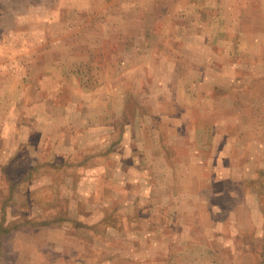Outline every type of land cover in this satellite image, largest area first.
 Returning a JSON list of instances; mask_svg holds the SVG:
<instances>
[{
  "label": "rangeland",
  "instance_id": "rangeland-1",
  "mask_svg": "<svg viewBox=\"0 0 264 264\" xmlns=\"http://www.w3.org/2000/svg\"><path fill=\"white\" fill-rule=\"evenodd\" d=\"M0 264H264V0H0Z\"/></svg>",
  "mask_w": 264,
  "mask_h": 264
}]
</instances>
